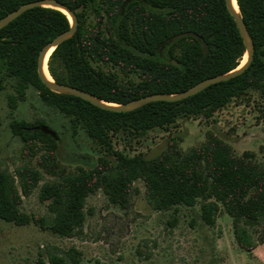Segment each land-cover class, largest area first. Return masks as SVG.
Here are the masks:
<instances>
[{
	"label": "trees",
	"instance_id": "obj_1",
	"mask_svg": "<svg viewBox=\"0 0 264 264\" xmlns=\"http://www.w3.org/2000/svg\"><path fill=\"white\" fill-rule=\"evenodd\" d=\"M38 0H0V20L20 6ZM78 19L74 37L59 45L49 60L55 82L85 91L113 104H125L154 94H178L196 84L237 69L246 55L243 39L225 0H57ZM255 46L250 67L227 82L176 102H152L127 113L98 108L71 95L50 91L38 75L42 49L71 28L64 13L34 8L0 30V69L18 80L12 108L24 101L33 87L41 102L81 127L94 140L107 142V133L129 128L146 133L173 125L189 116L211 118L233 99L249 91L264 98V0H237ZM193 32L209 45L203 57L199 40L186 37L167 44L172 37ZM176 61L179 66L171 62ZM136 76L124 83L119 74ZM34 123L15 122L12 132L24 143L22 156H40L37 167L24 162L14 173L0 169V219L17 226L34 224L61 238L83 231L88 197L102 192L111 205L128 209L134 184L142 182L145 198L154 211L200 206L201 218L215 226L224 211L233 220L240 246L251 251L250 230L260 228L264 244V166L252 152L238 155L215 132H208L198 147L183 150L171 139L155 158L116 153L114 160L100 156L95 165L75 173L61 166L53 137ZM54 131V130H53ZM45 174L54 177L45 180ZM39 188L48 215L22 210L24 198ZM72 252H75L72 250ZM50 264L64 260L50 255Z\"/></svg>",
	"mask_w": 264,
	"mask_h": 264
},
{
	"label": "rangeland",
	"instance_id": "obj_2",
	"mask_svg": "<svg viewBox=\"0 0 264 264\" xmlns=\"http://www.w3.org/2000/svg\"><path fill=\"white\" fill-rule=\"evenodd\" d=\"M119 77L124 83L138 80L136 76ZM17 83L0 69V169L10 173L26 161L38 168L40 156L24 158V143L11 127L15 122L39 119H45L57 133L56 155L69 173L92 168L100 156L113 161L116 153L152 159L167 149L171 139H177L183 150L195 148L208 132L221 136L238 155L254 153L264 166V98L259 91L233 99L211 118L182 117L173 125L146 133L125 127L109 130L103 144L44 105L33 87L12 108L10 97L17 96ZM52 179L45 174V180ZM134 189L128 209L111 205L100 191L90 195L83 231L73 238H61L34 224L17 226L0 219V264H50V255L63 259L64 264H264L260 228L250 230L252 250L246 251L236 237L232 218L224 211L215 226L209 227L199 205L158 212L148 204L142 182L137 181ZM22 210L49 214L47 203L39 199V188L24 198Z\"/></svg>",
	"mask_w": 264,
	"mask_h": 264
},
{
	"label": "water",
	"instance_id": "obj_3",
	"mask_svg": "<svg viewBox=\"0 0 264 264\" xmlns=\"http://www.w3.org/2000/svg\"><path fill=\"white\" fill-rule=\"evenodd\" d=\"M225 4H226V7H227L229 13L233 17L235 24L238 28V31H239L242 39H243V42H244V45L246 48V55H247L246 63L243 66H239L237 69H235L231 72H228L226 74L208 78V79L196 84L195 86L191 87L190 89H188L184 92H181L178 94H172V95H168V94L149 95V96H146V97H143L140 99H135V100L130 101V102L125 103V104L107 103V102L102 101V100L96 98L95 96L85 92V91L79 90L77 88H74V87H71L68 85L57 83V82H55V80L51 76L50 71H49L50 57L47 60V56L49 55L50 52L53 53L59 45H61L65 41H68L72 37H74V35L76 34L77 29H78L77 16L73 13V11H71L64 4L59 3L57 0H38V1H34V2L24 4V5L20 6L17 10L9 13L8 15H6L5 17H3L0 20V30H2L4 27H6L8 24H10L15 19H17L23 13H25L31 9H34V8H40V7L41 8H51V9H55V10H58V11L64 13L65 15L68 16V18L71 22V28L68 31L57 36L50 43H48L42 49V51L40 52L39 58H38L37 71H38V75H39L42 83L52 92H55L58 94L71 95L74 97L81 98V99L91 103L92 105L98 107V108L108 110L111 112L127 113V112L134 111L138 108H141V107H143L149 103H152V102H161V101H163V102H176V101L185 100L189 97H192V96L202 92L203 90H205L206 88H208L214 84H218L221 82H227L231 79H234L238 76H241L250 67L251 63L253 62L254 54H255V46H254L253 40H252V38L248 32V29H247L246 24L243 20V17L241 15L240 10L239 11L235 10V8L233 6V0H225ZM186 37H193V38H196L197 40H199L201 43V47H202L203 57L208 55L209 45L201 36H199L193 32H187V33H182V34L176 35V36L172 37L170 40L166 41V43L170 44L171 42H175L177 40H181V39L186 38ZM52 53L50 54V56L52 55ZM46 60L48 62V72L50 74L51 79H48L47 76L45 75L44 67H45ZM171 63L173 65L179 66V64L176 61H172ZM40 130L45 134H49L53 137H57V133L48 127H45V126L41 127Z\"/></svg>",
	"mask_w": 264,
	"mask_h": 264
},
{
	"label": "bare ground",
	"instance_id": "obj_4",
	"mask_svg": "<svg viewBox=\"0 0 264 264\" xmlns=\"http://www.w3.org/2000/svg\"><path fill=\"white\" fill-rule=\"evenodd\" d=\"M233 6H234V8H235L236 11H239V7L237 5V1L236 0H233ZM51 53L52 52H50L49 55L47 56V60L49 59ZM47 60L45 62L44 71H45V75L47 76V78L48 79H51L50 74L48 72V62H47ZM246 61H247V55H245V60L243 61V63H242L241 66H243L246 63Z\"/></svg>",
	"mask_w": 264,
	"mask_h": 264
},
{
	"label": "crops",
	"instance_id": "obj_5",
	"mask_svg": "<svg viewBox=\"0 0 264 264\" xmlns=\"http://www.w3.org/2000/svg\"><path fill=\"white\" fill-rule=\"evenodd\" d=\"M262 246L264 247V244H261V247H262Z\"/></svg>",
	"mask_w": 264,
	"mask_h": 264
}]
</instances>
